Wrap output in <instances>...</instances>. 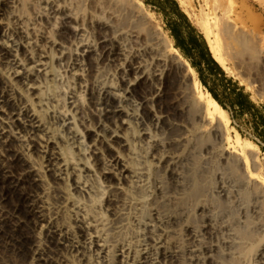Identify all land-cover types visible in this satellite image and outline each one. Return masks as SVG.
Listing matches in <instances>:
<instances>
[{
    "label": "bare ground",
    "instance_id": "1",
    "mask_svg": "<svg viewBox=\"0 0 264 264\" xmlns=\"http://www.w3.org/2000/svg\"><path fill=\"white\" fill-rule=\"evenodd\" d=\"M74 1L0 0V259L222 264L223 256L264 264V244L243 262L254 244L199 189L213 173L214 193L235 199L247 224L240 187L263 198L264 188L233 183L221 167L236 156L247 167L250 143L231 138L225 109L200 89L196 70L140 1ZM85 2L95 10L87 19L78 15ZM206 39L229 68L210 29ZM227 39L240 54L248 48L239 34ZM213 124L215 143L201 145ZM26 187L21 203L8 206V195Z\"/></svg>",
    "mask_w": 264,
    "mask_h": 264
},
{
    "label": "rangeland",
    "instance_id": "2",
    "mask_svg": "<svg viewBox=\"0 0 264 264\" xmlns=\"http://www.w3.org/2000/svg\"><path fill=\"white\" fill-rule=\"evenodd\" d=\"M78 1L80 0L74 1V6H79L77 3ZM138 1L141 2L142 8L148 13L150 21L157 28L158 32L168 40L172 47H175L169 31L167 18L164 13L160 11L155 0ZM177 1L205 38L206 31L210 29L213 35L221 41L224 51L229 52L231 56L229 68L223 67L228 77L232 78L234 82H237L254 100L264 107V0H184L186 5H182L180 0ZM83 4L80 10L76 9L79 11L78 15L81 18L87 19L95 10H93L87 2ZM225 27L228 29L229 33L224 31L226 29ZM92 31L93 34L96 35L95 30L92 29ZM231 32L241 35V37H244L248 42V48L243 54L239 53L240 48H238V46H232L231 40L227 39V35ZM144 36L146 37L147 35L144 34ZM143 45H145L144 42ZM177 53L184 61L189 63L178 49ZM189 64L191 65V63ZM195 77L201 81L197 71ZM223 83L224 81L219 83L220 91H224V87L228 84V81L225 82V85H223ZM200 89L205 93L209 92L202 86V83L200 84ZM224 109L229 121L228 131L231 138L236 141L239 134L241 138H244L250 144L245 147V155L248 158L247 167L245 163H243V159L236 156L235 159L231 160L228 164L222 165L221 169L230 176L233 183L241 184L243 180L250 179L263 189L264 151L260 148L257 141L250 137L249 134L245 132L244 128L240 127L239 117L234 116L235 119L231 110ZM188 119L190 120V125L196 127L192 116H188ZM214 126L213 124L207 127L206 131L203 132L204 136L199 138V143L201 145L215 143L216 138L212 132ZM151 129L155 131L153 126H151ZM191 133L194 134V130H192ZM206 175L207 177L203 176L202 180L199 181V189H205L203 190L204 195L201 197V201L218 204L220 210L228 213V220L233 224L236 233L254 244L252 249L246 250L245 257L242 259L244 260L243 262L253 260L264 244V198L258 195L259 190L257 189H253L247 185L240 187L241 196H238L237 199L239 198L242 206L245 208L248 217V222L246 224L244 223L245 218L243 217V210L238 208L235 199H233L234 202H224L214 193V189L220 183V179L213 175V173H206ZM29 190L30 187H26L24 189L21 188V190L15 193H10L8 195V206H18L21 203V193L28 192ZM6 191L7 188L5 186L0 187V199L4 196ZM187 203L190 208H192L190 220L196 224L197 219L194 215L196 200H189ZM255 208L257 212L253 211ZM31 225L33 226V223ZM6 255L10 256L0 259V264H23L22 261H24V259L20 260V258L13 255L11 257L10 253ZM219 260L222 264H240V260L238 262L237 259L233 260L230 257L221 256Z\"/></svg>",
    "mask_w": 264,
    "mask_h": 264
},
{
    "label": "crops",
    "instance_id": "3",
    "mask_svg": "<svg viewBox=\"0 0 264 264\" xmlns=\"http://www.w3.org/2000/svg\"><path fill=\"white\" fill-rule=\"evenodd\" d=\"M155 3L167 18L169 31L175 47L197 71L202 86L210 93V89L213 90L219 96L226 106V110H231L233 117H239L240 127L244 128L245 132L255 139L260 148L264 151V107L254 100L252 96H248L246 90L241 89L239 86L236 87L230 97L228 96L229 92H231L230 89L227 91H220L219 83L224 81L223 85H225L227 79H225L223 74H227V72L213 56L206 38L205 40L210 53L201 39L198 38L200 31L194 25L190 16L183 10L181 5V10L187 15L189 21L175 9L170 2L155 0ZM190 22L197 29V32L191 28ZM192 37H196L193 45L190 41ZM214 60L224 72L215 64ZM235 119L234 121L236 123Z\"/></svg>",
    "mask_w": 264,
    "mask_h": 264
},
{
    "label": "trees",
    "instance_id": "4",
    "mask_svg": "<svg viewBox=\"0 0 264 264\" xmlns=\"http://www.w3.org/2000/svg\"><path fill=\"white\" fill-rule=\"evenodd\" d=\"M165 1L170 2V4H172V6H173L175 9H177L182 15H184V16L187 18V20L189 21L187 15L181 10L180 4H179V2H178L177 0H165ZM190 25H191V28H192L194 31L197 32V29L191 24V22H190ZM198 38L201 39V41L203 42V44H204V45L207 47V49H208V45H207V43H206V40H205L204 35H203L202 33H199V34H198ZM195 40H196V37H192V38L190 39L192 45L195 43ZM208 51H209V49H208ZM209 53H210V51H209ZM214 62H215V64H216V65L222 70V68L219 66V64H218L215 60H214ZM222 71H223V70H222ZM223 72H224V71H223ZM223 76H224L225 79H227V81H228V84L225 85V87H224V91H227L228 89H230L231 92H229V95H228V96L230 97V95L233 93V91L236 89V87L239 86V84H238L237 82H234V80H232V78L228 77L227 74H223ZM231 83H234V84H231ZM239 87H240V86H239ZM241 89H244V88L241 87ZM210 91H211L212 95L214 96V98H215L216 100H218L219 103H220L224 108H226V106L223 104V102H222V100L219 98V96H218L213 90L210 89ZM247 95L249 96L248 93H247ZM226 109H227V108H226Z\"/></svg>",
    "mask_w": 264,
    "mask_h": 264
}]
</instances>
